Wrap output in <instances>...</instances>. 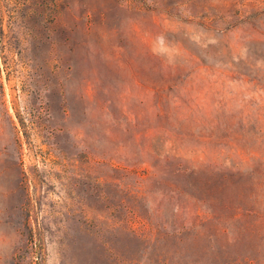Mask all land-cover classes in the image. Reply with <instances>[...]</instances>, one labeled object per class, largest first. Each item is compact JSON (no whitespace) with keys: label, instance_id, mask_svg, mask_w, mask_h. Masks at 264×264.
<instances>
[{"label":"rangeland","instance_id":"374dc122","mask_svg":"<svg viewBox=\"0 0 264 264\" xmlns=\"http://www.w3.org/2000/svg\"><path fill=\"white\" fill-rule=\"evenodd\" d=\"M0 264H264V0H0Z\"/></svg>","mask_w":264,"mask_h":264},{"label":"trees","instance_id":"16d2710c","mask_svg":"<svg viewBox=\"0 0 264 264\" xmlns=\"http://www.w3.org/2000/svg\"><path fill=\"white\" fill-rule=\"evenodd\" d=\"M212 214H213V213H212ZM214 214H215V213H214ZM214 214H213V217H216V218L218 217L219 219H220L221 216H222V215H220V214H218V213H216V214H217L216 216H214ZM233 216H235V214H233Z\"/></svg>","mask_w":264,"mask_h":264}]
</instances>
